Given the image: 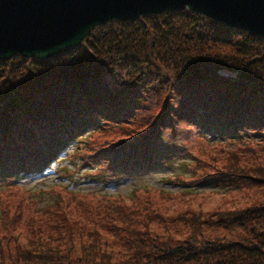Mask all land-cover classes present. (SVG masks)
Masks as SVG:
<instances>
[{
  "label": "trees",
  "instance_id": "obj_1",
  "mask_svg": "<svg viewBox=\"0 0 264 264\" xmlns=\"http://www.w3.org/2000/svg\"><path fill=\"white\" fill-rule=\"evenodd\" d=\"M110 128L122 137L91 145L92 133ZM193 136L264 149L263 38L183 10L97 26L54 59L0 61L2 187L49 170L61 153L59 161L72 165L63 168L69 177L82 172L105 185L168 171ZM256 159L239 168L230 157L193 180L200 191L238 180L262 198L189 224L182 239L149 225L137 230L138 218L124 225V239L116 231L112 244L103 242L116 253L97 248L92 231L93 243L79 251L71 243L63 250L0 248V264H264V164Z\"/></svg>",
  "mask_w": 264,
  "mask_h": 264
},
{
  "label": "rangeland",
  "instance_id": "obj_2",
  "mask_svg": "<svg viewBox=\"0 0 264 264\" xmlns=\"http://www.w3.org/2000/svg\"><path fill=\"white\" fill-rule=\"evenodd\" d=\"M120 131L119 128L96 131L88 140L96 146L122 137ZM186 144L187 151L168 171L117 184L91 182L82 177V172L69 177L71 173L63 168L71 169L72 165L59 161L61 153L49 170L20 181L24 184L0 186V248L4 254L7 249L12 252L16 248L49 245L63 250L64 244L71 243L79 251L81 244L88 247L93 243L87 234L95 231L100 244L96 247L116 253L117 248L105 247L103 242L112 244L117 238L116 231L121 232L120 240L124 239V225L138 218L137 230L144 224L157 234L182 239L189 234V224L201 226V221L207 223L214 213L242 209L262 198L255 189L238 180H223L222 186L204 191L193 183L214 173L215 168L221 169L230 157L239 168H250L251 155L257 157L254 164H264L261 144L214 143L200 136L190 137ZM57 164L64 175L60 179L55 171ZM192 215H198L200 220H190ZM65 232H72L74 238L66 237ZM79 233L84 236L81 240Z\"/></svg>",
  "mask_w": 264,
  "mask_h": 264
},
{
  "label": "water",
  "instance_id": "obj_3",
  "mask_svg": "<svg viewBox=\"0 0 264 264\" xmlns=\"http://www.w3.org/2000/svg\"><path fill=\"white\" fill-rule=\"evenodd\" d=\"M183 10L264 39V0H0V61L54 59L109 21Z\"/></svg>",
  "mask_w": 264,
  "mask_h": 264
},
{
  "label": "bare ground",
  "instance_id": "obj_4",
  "mask_svg": "<svg viewBox=\"0 0 264 264\" xmlns=\"http://www.w3.org/2000/svg\"><path fill=\"white\" fill-rule=\"evenodd\" d=\"M158 15H160V14H158ZM148 16H155V15H148ZM112 21H114V20H112ZM112 21H109V22H112ZM133 21H136V20H133ZM108 22V23H109ZM125 22V21H124ZM126 22H130V21H126ZM113 24V23H112Z\"/></svg>",
  "mask_w": 264,
  "mask_h": 264
}]
</instances>
